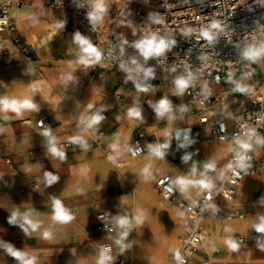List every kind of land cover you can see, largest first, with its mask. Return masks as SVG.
I'll return each mask as SVG.
<instances>
[{
    "label": "crops",
    "instance_id": "0c3cea01",
    "mask_svg": "<svg viewBox=\"0 0 264 264\" xmlns=\"http://www.w3.org/2000/svg\"><path fill=\"white\" fill-rule=\"evenodd\" d=\"M22 2L23 5L13 12V18L18 28L17 36L26 47L27 55L10 43L11 55L0 57V98L23 101L21 94L13 92V86H8L14 72L34 75L43 87L48 77L46 70L71 82L55 89L57 100L64 107H58L53 101L47 105L35 104L34 110L21 109L19 114L0 110V264H22L9 253V248L20 252L24 264L29 261L31 264H99L102 257L99 245L106 242L114 245L118 255L131 264L130 246L139 232L134 205L138 191L135 183H142L138 177H149V164L154 161L153 171L158 177L149 181L160 197L156 189L157 179L172 174L181 195L191 192L196 196L190 197L198 198L205 190L215 191L225 178L230 145L218 141L208 143L207 128L198 127L195 111L179 107L184 100L182 89L151 82L135 88L120 83L115 70H108L104 78L98 75L94 78L99 72L96 54L95 51L86 52V46L94 49V39L87 33L70 30L67 12L49 8V0ZM20 20L26 22L29 30H37L40 34L55 30V37L48 41L47 53L48 59L56 63H43V55L36 47L27 51L30 43L26 29H21ZM32 52L37 53L34 61H31ZM28 59L34 66L26 63ZM161 102L167 103L168 110L158 115ZM99 110L108 114V120L93 131L83 127L82 121ZM40 118L46 119L47 129L37 125ZM179 125L193 126L195 140L190 147L146 154L140 160L128 157L126 148L137 133H145L147 142L152 143L155 135L167 139L171 130ZM45 131L49 135H44ZM59 143L70 144L67 156L57 157L52 153V145ZM120 146L125 150L121 158L115 153ZM106 151L113 152L121 165L107 156ZM263 173L256 175L260 176L255 179L256 183L241 182L239 186L242 200L252 195L251 202L256 201L248 209L236 203L238 194L231 201H221L227 211L239 208L246 215L244 219L226 224L211 217L205 220V242L211 237L207 220L217 222L222 233L225 229L227 232L230 223L247 220L253 233L245 235L229 230L226 243L221 246L220 237L211 251L204 252L201 248L191 264H264V242L261 246L256 245L253 228L256 222L264 219ZM110 177L125 178L115 181ZM57 201L70 210L69 214L64 213L69 217L67 221L56 216ZM168 203L174 205L180 217L178 209L183 211L182 207ZM102 212L128 223L124 226L118 224L109 238L98 231L97 216ZM166 215L168 213L164 212L157 217L165 219ZM184 216L180 237L187 222L185 213ZM32 225L37 227L33 229ZM159 230L166 233L161 228ZM46 232L49 233L47 238ZM235 233L245 235L249 245L233 249L230 236ZM180 246L179 241L173 261Z\"/></svg>",
    "mask_w": 264,
    "mask_h": 264
},
{
    "label": "built area",
    "instance_id": "2783aa9c",
    "mask_svg": "<svg viewBox=\"0 0 264 264\" xmlns=\"http://www.w3.org/2000/svg\"><path fill=\"white\" fill-rule=\"evenodd\" d=\"M22 5V0H0V57L11 55L10 43L27 55L13 18V12ZM49 5L67 12L70 30L94 39L99 71L94 78H104L108 70H115L120 83L135 88L151 82L182 89L184 100L179 107L195 111L198 127L207 128L206 140L229 143L226 175L215 191L205 190L192 198L178 192L169 174L156 181L163 200L179 204L187 217L172 264H191L207 238L205 220L211 217L226 224L244 219L246 215L239 208L227 211L221 201L233 200L244 178L264 172V77L255 88L228 91L232 84L248 86L257 76L258 62L264 59V0H49ZM159 42L166 43L160 54L147 58L142 54L147 44ZM96 116L102 119L93 123ZM107 120L108 114L99 110L82 124L93 131ZM37 125L48 128L45 118L38 119ZM147 139L145 133L135 135L126 148L130 159L190 147L195 136L193 126L179 125L167 139L156 135L152 143ZM53 147L63 156L71 149L69 143ZM106 155L121 165L111 151ZM115 218L108 212L98 214V231L111 238L119 224L113 223ZM255 225L254 241L261 246L264 232H258ZM248 245L245 235L230 236L233 249ZM99 251L110 257L105 264H129L110 242L100 244Z\"/></svg>",
    "mask_w": 264,
    "mask_h": 264
},
{
    "label": "bare ground",
    "instance_id": "6f19581e",
    "mask_svg": "<svg viewBox=\"0 0 264 264\" xmlns=\"http://www.w3.org/2000/svg\"><path fill=\"white\" fill-rule=\"evenodd\" d=\"M20 26L22 30L23 27L26 29L27 31L26 37L27 40H29V42L32 45L31 48L36 47L37 50H39L40 54L43 55L42 62H47L51 60L48 59L47 46H49L50 44V42L48 41H52L53 38L55 37V30H51L45 34H40L37 30H29L26 27L27 26L26 22H23L21 20H20ZM29 60L30 59H28L27 61ZM53 62L56 63L55 60ZM26 63L29 64L30 66H34L32 62L31 63L26 62ZM45 72L48 74V77L45 80V84H46L45 87H43L42 83H40L35 79L34 75H26V74H21L19 72H14L15 74L13 76V80L12 82H9L8 86H13L14 87L13 92L21 94L20 97L22 100L29 99L32 101L33 104H44V105H47L48 103L54 101L58 107H64L61 104V102L57 100L55 89L63 88L69 85L71 81L66 80L64 76L54 75L52 74L51 71H45ZM78 77L84 79L82 75H78ZM208 143L213 144L211 142ZM115 153L118 157L121 158L123 154L125 155V150L120 146V148H118L115 151ZM145 157L146 155L142 156L141 159ZM135 161L137 160H134V162ZM155 163L156 162L153 161L149 164V166L152 168L148 170L149 177H138L142 181V183H135V186L133 185L138 190L137 197L134 200V205H135L136 223L139 230V232L136 234L134 243L130 246L133 264H168L170 261L173 260L176 251L179 247L178 237L179 234L181 233L182 221H180L177 218V216H175L173 212L174 211L173 205L161 201L160 198H158L155 188L149 181V180H154L156 176L155 172L153 171V167L155 166ZM162 166L166 167L165 162H162ZM257 177L260 176L246 177L243 179L242 182H244V184L256 183L255 179ZM262 177H264V173L262 174ZM110 178L114 179L115 181H119L125 177H110ZM188 193L191 196H196V194H193L191 192ZM164 212L168 213V215H166L165 219L163 220L169 226V229L168 231H166V233H161L157 225V222L156 220H154V218H156L160 213H164ZM118 222L119 220L116 219L113 221V223L115 224H117ZM248 223L249 222H247V220L242 222H232L228 225L227 229L229 228V230H237L245 235H250L253 232H252V226ZM206 225L209 232L211 233V237L207 239V242H205L202 246V250L204 252L211 251L213 248L212 244L215 243L217 239H219L220 237L223 239L224 241L223 243H226L227 241L226 234L228 233L226 232V229L222 233L219 224L213 220H207ZM212 264H217V263L212 262Z\"/></svg>",
    "mask_w": 264,
    "mask_h": 264
},
{
    "label": "clouds",
    "instance_id": "9594fccd",
    "mask_svg": "<svg viewBox=\"0 0 264 264\" xmlns=\"http://www.w3.org/2000/svg\"><path fill=\"white\" fill-rule=\"evenodd\" d=\"M143 49V46H141ZM166 47V43L165 42H159L157 45H153L152 43L147 44V50H143L142 54L147 58L149 55H153V54H160L161 51ZM86 52L88 53H93L94 49L91 46H86ZM83 62H87L86 60ZM36 105L32 103L31 100L29 99H24L23 101H16V100H11L9 101L8 99H3L0 98V110H12L15 111L19 114L21 109H35ZM168 110V105L166 102H161L159 105V111H158V115H162L163 112ZM100 119H102L99 116H96L93 118V123L94 122H98ZM44 135H49L48 131H45ZM76 142V141H74ZM51 151L54 154L63 156V153H59L57 152V149L55 147L51 148ZM55 212H56V216L62 220V221H67L69 219V217L67 215L64 214V211L61 207V204L59 201H57L55 203ZM11 222V220H10ZM30 223V222H29ZM128 222L127 220L122 219L120 221L121 226L126 225ZM33 229H35L37 226L36 225H32ZM255 228L258 232H264V219L261 220V222L258 225H255ZM45 237L47 238L49 236V233H45L44 234ZM9 253L11 255H13L16 259L21 260L22 264H24V258L21 256L20 252L18 251H13L11 248L8 249ZM106 259H110V257L107 256H102L101 260L99 261V264H105V260ZM27 264H31V262H27Z\"/></svg>",
    "mask_w": 264,
    "mask_h": 264
},
{
    "label": "rangeland",
    "instance_id": "374dc122",
    "mask_svg": "<svg viewBox=\"0 0 264 264\" xmlns=\"http://www.w3.org/2000/svg\"><path fill=\"white\" fill-rule=\"evenodd\" d=\"M49 8H50V5H49V3H48V5H47ZM130 34L131 35H135V33L134 32H130ZM29 41V40H28ZM30 43V42H29ZM31 43H30V46H28V49H27V51L29 52L32 48H31ZM36 56H37V53H35V52H32V55H31V61H34V60H36L35 58H36ZM24 59H25V57H24ZM26 60V59H25ZM30 60L29 61H27V62H31ZM43 63H45V64H50V63H55V62H53L52 60H49V61H47V62H43ZM46 71H48V70H46ZM256 73H257V76L254 78V80H252L250 83H249V85L248 86H236V85H230V86H228V91L229 92H238V91H245V90H247V89H251V88H255V87H257V86H259L260 84H261V81H262V78H263V76H264V59H262V60H260L259 62H258V64H257V66H256ZM230 94H233V93H230ZM226 99V98H225ZM231 100V98L226 102V104H228L229 103V101ZM229 105V104H228ZM141 159V157L138 159V160H140ZM158 176H155V178H154V180L157 178ZM111 180H113L112 178H111ZM244 183V182H243ZM154 185V184H153ZM154 187V186H153ZM157 194V193H156ZM157 196H158V198H160V200L162 201V198L157 194ZM252 196V195H251ZM251 196L249 197V198H247L246 200H242L241 198H240V195H239V193H238V196H237V199L235 200L236 201V203L237 204H239V205H241L242 207H244L245 209H248L249 207H250V205H252L253 203H255L256 201L255 200H252V202H251ZM168 203V202H167ZM168 204H170V203H168ZM171 205V204H170ZM174 206V205H173ZM176 208L174 207V214H175V216H177V218L181 221V219H182V223H181V233H182V227H183V224H184V222H185V216H184V213H183V211L179 208L178 209V212L180 213V217H181V219H180V217H179V215H178V213H177V211L175 210ZM119 218V217H118ZM118 218H115L116 220H118ZM154 220H156V222H157V225H158V227L159 228H161L163 231H168V229H169V226L166 224V222L162 219H160V218H158V217H156V218H154ZM120 221H121V219L119 218V224H120ZM256 223H258V222H256ZM229 231V228L227 229V232ZM181 233L179 234V237H178V242H179V240H180V235H181ZM216 242H218V241H216ZM216 242L215 243H213L212 245H214V244H216ZM224 241H223V239L222 238H220V241H219V243H220V245L222 246V243H223ZM213 249V248H212ZM130 255H131V257H130V263L131 264H133L132 263V254H131V249H130ZM172 262H173V260L172 261H170L168 264H172Z\"/></svg>",
    "mask_w": 264,
    "mask_h": 264
}]
</instances>
